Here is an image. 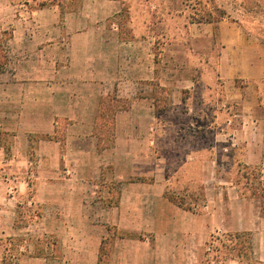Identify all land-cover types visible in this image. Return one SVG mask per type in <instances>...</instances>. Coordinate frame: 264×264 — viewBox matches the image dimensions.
I'll use <instances>...</instances> for the list:
<instances>
[{
  "label": "crops",
  "instance_id": "obj_1",
  "mask_svg": "<svg viewBox=\"0 0 264 264\" xmlns=\"http://www.w3.org/2000/svg\"><path fill=\"white\" fill-rule=\"evenodd\" d=\"M80 2L75 10L0 0V43L10 32L0 69V164L28 175L30 137L40 136V182L28 198L39 211L30 224L21 225L17 209L30 186L21 177L24 192L13 195L15 182L0 180V264H264V37L228 18L178 29L185 56L210 59L225 101L202 100L197 111L218 128L159 129L173 119L158 115L150 93L157 3ZM172 36L163 39L170 57ZM175 72L164 65L163 88H217L180 82ZM108 115L104 146L96 130ZM23 231L37 240L15 248Z\"/></svg>",
  "mask_w": 264,
  "mask_h": 264
},
{
  "label": "rangeland",
  "instance_id": "obj_2",
  "mask_svg": "<svg viewBox=\"0 0 264 264\" xmlns=\"http://www.w3.org/2000/svg\"><path fill=\"white\" fill-rule=\"evenodd\" d=\"M24 1V0H23ZM81 0H40V5H51L59 2L64 4L65 7L73 8L78 10V8L83 6ZM101 0H97L98 5ZM157 3V8L154 11V15L152 17L151 26L152 32H155L157 35L156 41V64L158 66V79L154 82L153 87L151 88V96H155L156 98V111L158 115H172V120H165L163 118L162 121L157 122V128L159 129H168L170 126L168 124H174L172 128L177 130L181 129H189V130H203V129H214L218 128V123L216 124L214 118L211 114L202 121L197 119V111L202 109L201 101L211 104L213 100L217 98L220 99V102H224L225 95L223 94L224 89L221 86L222 80L218 79L216 74L211 71V61L207 57H203L202 55L192 54L191 56H185L180 49L181 42L177 40L176 34L179 33L178 29H183L187 27V23H202V22H218L223 18H228L235 20L240 23L242 28L251 30L255 34L262 35L264 31L262 27H260L261 20L264 19V0H155ZM100 7V6H99ZM100 15V12L98 13ZM126 20V18H123ZM180 26V27H179ZM127 27V28H126ZM129 27L124 26V32L127 33ZM173 33V42L174 48L176 49L173 52V56L170 57L168 51L166 54L164 53V36L165 34L170 35ZM10 32L6 33L4 40L0 43V69L7 61L6 50H7V39L9 38ZM6 39V40H5ZM164 65L167 67H172L175 73L178 74V79L180 82L183 81L184 77L190 78L194 80L196 83L201 82L202 84L207 83L212 85V83H217V88L215 91L202 89L197 91L187 90L185 88H176L171 90L170 88H163L161 86V80H164V74L161 73V70L164 68ZM176 75V74H174ZM171 77V75L169 76ZM176 79L172 81H177ZM186 79L185 82H187ZM169 81V79H168ZM184 83V82H183ZM186 84H184L185 86ZM142 92V91H141ZM219 93V96H218ZM182 99L181 101H179ZM174 100V101H173ZM178 100V101H175ZM184 101V104L182 103ZM177 102L176 104H173ZM199 104V105H198ZM120 105V104H119ZM177 105V106H176ZM122 107L127 108V102L122 103ZM230 106L225 105L222 106L223 110H227ZM176 108V112H172V109ZM210 109L209 107H203ZM227 108V109H226ZM231 112L236 113L232 107H230ZM262 108V107H261ZM192 110V112L190 111ZM113 111V109H112ZM110 112V111H109ZM186 113L193 114L191 116H185L182 119H178L175 121V117L177 114ZM230 113V114H232ZM111 117L112 115H108ZM109 119V118H108ZM237 119V118H236ZM110 120V119H109ZM239 119H237L238 121ZM235 122L231 127L234 129H238L240 123ZM110 122V121H108ZM106 125L107 131L111 129V123ZM60 132H62L63 128H60ZM61 135V133H60ZM62 136V135H61ZM7 142H11V139L5 137ZM40 136L30 137V148H29V161L32 162V165L28 169V175L21 176L17 174L19 171H10L7 169L6 164H0V180L5 181H14V183L10 184V188L14 190H19V193L24 192L25 186H20L17 183V180H22L24 183L26 182L30 187L26 194H22L25 199L19 201L18 212L20 215L21 225L30 224L33 219H31L36 213L35 211H39V207H30L29 197H34L37 192V183L40 182V156L38 155L37 149H39L40 145ZM7 156L10 154L7 152ZM6 169V170H5ZM256 176V173L253 174ZM18 185V187L16 186ZM16 194V193H15ZM243 241H249V239L242 238ZM1 240L4 244L9 242V238L2 237ZM37 236L35 233L23 231V233L19 234V236L14 238L12 244L15 248L24 244L25 241L28 242H36ZM40 241V238L39 240ZM18 251V250H17ZM13 252V253H12ZM9 253L8 263H14L11 261V255H15L16 249ZM40 252V251H39ZM237 253H242L237 250ZM240 255V254H239ZM250 251L247 249L246 257L250 258ZM11 257V258H10ZM14 261V260H13Z\"/></svg>",
  "mask_w": 264,
  "mask_h": 264
},
{
  "label": "trees",
  "instance_id": "obj_3",
  "mask_svg": "<svg viewBox=\"0 0 264 264\" xmlns=\"http://www.w3.org/2000/svg\"><path fill=\"white\" fill-rule=\"evenodd\" d=\"M263 31H264V29H263ZM258 37L259 38H261V37H264V34H262V35H258ZM108 100L107 99H104L103 100V102L104 103H106ZM109 101H111V99L109 100ZM120 103V102H119ZM119 107H120V105H118ZM119 107H115L114 109H113V111L114 110H119ZM109 116H107V119L106 120H103V121H106V122H108L109 121ZM102 121V117H101V119H100V121L99 122H101V123H99L98 122V124H97V132H98V134H99V136H100V140H101V144L102 145H104V146H108L109 145V141H110V139L109 138H106V139H103L102 137H101V133L102 132H106L108 129H106V125H105V123ZM110 123H111V129H109V131L108 132H112V129H113V126H112V122L110 121ZM108 134H110V133H108Z\"/></svg>",
  "mask_w": 264,
  "mask_h": 264
}]
</instances>
